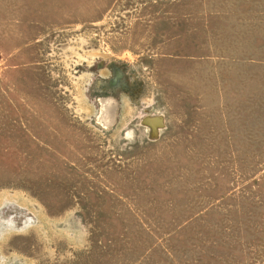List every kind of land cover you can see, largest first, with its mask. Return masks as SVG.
<instances>
[{"label": "rangeland", "instance_id": "374dc122", "mask_svg": "<svg viewBox=\"0 0 264 264\" xmlns=\"http://www.w3.org/2000/svg\"><path fill=\"white\" fill-rule=\"evenodd\" d=\"M0 264H264V0H0Z\"/></svg>", "mask_w": 264, "mask_h": 264}, {"label": "bare ground", "instance_id": "6f19581e", "mask_svg": "<svg viewBox=\"0 0 264 264\" xmlns=\"http://www.w3.org/2000/svg\"><path fill=\"white\" fill-rule=\"evenodd\" d=\"M117 102L112 98H103L99 102V113L97 122L105 129L112 128L116 123L117 118ZM144 125L150 127L156 132L157 127L160 125L157 119H145Z\"/></svg>", "mask_w": 264, "mask_h": 264}, {"label": "flooded vegetation", "instance_id": "af4514ba", "mask_svg": "<svg viewBox=\"0 0 264 264\" xmlns=\"http://www.w3.org/2000/svg\"><path fill=\"white\" fill-rule=\"evenodd\" d=\"M123 81V74L117 68L112 69V76L108 81L111 88H117Z\"/></svg>", "mask_w": 264, "mask_h": 264}]
</instances>
